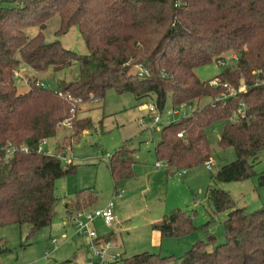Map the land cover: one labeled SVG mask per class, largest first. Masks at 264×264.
Returning a JSON list of instances; mask_svg holds the SVG:
<instances>
[{
    "label": "trees",
    "instance_id": "16d2710c",
    "mask_svg": "<svg viewBox=\"0 0 264 264\" xmlns=\"http://www.w3.org/2000/svg\"><path fill=\"white\" fill-rule=\"evenodd\" d=\"M54 16L55 34L77 26L87 54L57 39L45 41L43 29ZM31 27L39 29L33 37L26 34ZM228 52L237 55L233 66L209 80L198 78L197 67ZM73 63L79 69L74 80L51 90L29 78L27 91L17 92L21 64L45 71ZM110 89L148 97L160 111L167 97L173 108L206 100L161 126L154 152L167 168L210 159L205 129L216 122L222 123L218 146L236 153L211 173L206 190L211 219L227 211L224 242L207 234L178 257L142 251L121 258L123 264H264V203L249 212L237 208L218 186L252 176L249 160L264 151V0H0V226L29 223L34 232L51 224L58 200L54 183L77 165L58 156L62 148L54 147L51 155L38 146L64 121L75 127L82 107L99 106ZM133 151L122 145L109 157L114 183L132 177ZM258 183L264 186V171ZM96 198L91 190L77 191L65 201L66 214L90 210ZM152 228L164 238L187 237L197 229L190 213L179 208ZM9 250L0 242V256Z\"/></svg>",
    "mask_w": 264,
    "mask_h": 264
},
{
    "label": "rangeland",
    "instance_id": "374dc122",
    "mask_svg": "<svg viewBox=\"0 0 264 264\" xmlns=\"http://www.w3.org/2000/svg\"><path fill=\"white\" fill-rule=\"evenodd\" d=\"M14 3L4 1L2 5ZM58 27L59 19L54 16L43 29L45 41L57 39L64 48L78 55L88 53L77 26L57 36L55 31ZM38 31V27H31L26 30V34L33 37ZM228 55L230 52L223 53L221 57L226 59ZM229 63L233 66L235 60H229ZM223 69L224 66H219L214 60L197 67L195 73L200 80L205 81ZM78 70L77 63L59 70L49 68L45 71H36L21 64L15 76L16 89L18 93H24L28 89L27 80L35 78L46 88L54 90L60 81L74 80ZM205 101L195 103L187 109L188 113ZM149 102L148 97L138 99L131 93H117L110 89L99 106L91 110L87 106L82 107L76 117L79 121L75 127L65 121L58 126L56 134L47 139L46 147L49 150L62 148L63 154L77 167L74 173L54 183L58 200L54 204L49 226L34 232L29 223L0 226V242L10 249L0 256V264H86L91 258L86 250L89 239L77 232L64 207L65 201L80 190H91L97 196L91 210L100 209L109 203L113 205L112 224L106 225L101 217H96L91 227L99 236L113 234L110 239L112 252H118L117 245L123 243L126 251L121 255L122 258L145 250L161 255L175 252L174 256L178 257L198 239L205 240L207 234L214 235L217 243L224 242L227 211L211 219V207L206 200L211 173L236 158L233 147L218 146L222 123L216 122L205 129L210 148V169L205 164L185 169L167 168L165 162L155 156L154 149L160 139L163 122L150 127L152 116L148 115L145 107ZM171 107V99L167 97L161 120H164ZM122 145L134 149L136 163L132 167L131 178L114 183L107 163ZM157 162H160V166L156 165ZM249 163L253 165L252 176L241 181L218 184L229 193L237 208L248 212L264 203V186L258 183V175L264 171V151L255 161L250 159ZM116 192H121V195ZM175 208L189 212L197 229L185 240L163 239L161 245L153 246L150 239L151 223ZM109 264H123V261Z\"/></svg>",
    "mask_w": 264,
    "mask_h": 264
},
{
    "label": "built area",
    "instance_id": "2783aa9c",
    "mask_svg": "<svg viewBox=\"0 0 264 264\" xmlns=\"http://www.w3.org/2000/svg\"><path fill=\"white\" fill-rule=\"evenodd\" d=\"M237 55L235 53H231L230 55L226 56V59H223L221 56L215 59V62L219 66L230 67L231 64L229 60H236ZM216 79L211 81V84H215ZM41 85L43 83L40 82ZM44 86V85H43ZM147 109L148 115L152 116L151 128L155 127L156 125H160L163 122L164 124L171 123L177 120L179 117L185 116L188 113L187 109H190V106H179V107H171L170 110H167L164 120H161V111L157 108L154 102H149L145 106ZM243 113V111H241ZM179 116V117H177ZM141 121V120H140ZM71 124L69 121H65ZM63 122L62 124H64ZM179 136H182V133H178ZM47 139H43L39 146V151H47L48 154L53 155L54 151L49 150L46 147ZM22 150H25V147H21ZM14 148H9L7 150L8 153H12ZM64 161H69L67 156L64 154L58 155ZM207 169L211 168V159H208L205 163ZM157 166L160 165V162L156 163ZM117 195H121V192H116ZM114 213H113V205L111 203L107 204L105 207L95 210H82L74 212L70 217L71 222L77 229L78 233L84 234L89 239V246L87 247V252L90 253L91 258H89L86 264H109L118 262L121 260V254L112 252V244L109 239L103 238L96 234L95 230L91 227L94 218L101 217L103 222L106 225H111L114 220ZM70 264V263H66Z\"/></svg>",
    "mask_w": 264,
    "mask_h": 264
},
{
    "label": "crops",
    "instance_id": "0c3cea01",
    "mask_svg": "<svg viewBox=\"0 0 264 264\" xmlns=\"http://www.w3.org/2000/svg\"><path fill=\"white\" fill-rule=\"evenodd\" d=\"M41 82V81H40ZM67 156V155H66ZM160 166V165H159ZM97 197V196H96ZM94 205V204H93ZM93 205L91 206V209H92V207H93ZM154 222H156V221H154ZM154 222H152L151 223V226H152V224L154 223ZM102 237H106V239H111V238H113V234L111 235V234H105V235H102ZM188 237V236H187ZM187 237H182L181 239L180 238H164V237H161V234H160V232L158 231V230H155V229H151V234H150V239H151V243H152V245L153 246H157V245H161L162 244V242L164 241L163 239H167V241H169V240H185V238H187ZM117 251L118 252H115V253H119V254H123V253H125V247H124V244L123 243H120V244H118L117 245ZM145 251H147V250H145ZM149 252V251H148ZM174 253L175 252H173L172 253V255H174ZM171 254V253H170Z\"/></svg>",
    "mask_w": 264,
    "mask_h": 264
}]
</instances>
